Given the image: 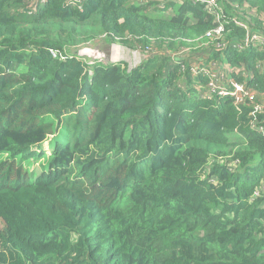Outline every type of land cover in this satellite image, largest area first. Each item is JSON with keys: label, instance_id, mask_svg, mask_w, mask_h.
<instances>
[{"label": "trees", "instance_id": "trees-1", "mask_svg": "<svg viewBox=\"0 0 264 264\" xmlns=\"http://www.w3.org/2000/svg\"><path fill=\"white\" fill-rule=\"evenodd\" d=\"M28 5L0 0V264H264V132L202 95L205 69L264 96L233 44L264 0H217L220 32L194 0ZM98 37L144 58L77 55Z\"/></svg>", "mask_w": 264, "mask_h": 264}, {"label": "built area", "instance_id": "built-area-1", "mask_svg": "<svg viewBox=\"0 0 264 264\" xmlns=\"http://www.w3.org/2000/svg\"><path fill=\"white\" fill-rule=\"evenodd\" d=\"M45 2L46 0H31V10L35 9L39 4H43ZM194 2L204 4V8H206L207 13L214 17V21L216 23L214 31L220 32L224 29V21L220 17V12L217 6V0H194ZM233 44L239 50L243 49V47L245 48L250 45H253L255 47L259 46L262 50H264V32H252L251 36L245 38L242 43ZM219 45L220 44H217L216 46ZM51 55L53 58H63L62 55L56 53L55 51H51ZM143 58L144 57L140 54L138 62L134 63L133 66L139 63ZM191 71L196 72V67H191ZM202 72L206 74L207 77L211 78L209 82L210 88L208 90H205L203 94L205 98L211 99L214 94H217L219 96H231L235 108L239 111L241 110V107L246 104V102L249 104L248 99L251 100V104H249L252 106V112L250 113V125L253 129L257 130L258 132H264V128L262 127V124H260L261 121L257 120L258 114L264 112V109H262L264 105L255 103L257 94H255L252 89H250L243 83H238L234 81L232 78L227 77L221 72L215 73L205 69H203ZM255 105H259L258 108L260 109V111L253 113V107ZM257 194L258 193L256 192L255 195Z\"/></svg>", "mask_w": 264, "mask_h": 264}, {"label": "rangeland", "instance_id": "rangeland-1", "mask_svg": "<svg viewBox=\"0 0 264 264\" xmlns=\"http://www.w3.org/2000/svg\"><path fill=\"white\" fill-rule=\"evenodd\" d=\"M212 36H214V34H212ZM214 39L216 41L218 39V36H216ZM77 50V52H79L80 55L84 57V59L87 60L89 63L94 59H100L104 62L113 59H122L120 61H126L130 68H132L134 63L138 62L140 56L139 52L131 51L123 47L120 41H109V39H107L106 37H98L94 40L89 41L86 44H82ZM256 96H258L257 99L264 103V96L262 94H257ZM248 102L249 104H251V100L248 99ZM255 103H257V101H255ZM258 106L259 105H255L253 107V113L260 111ZM257 120L261 121L260 124H262V127L264 128V112L258 114ZM43 147L45 150H48L47 141L43 143Z\"/></svg>", "mask_w": 264, "mask_h": 264}, {"label": "clouds", "instance_id": "clouds-1", "mask_svg": "<svg viewBox=\"0 0 264 264\" xmlns=\"http://www.w3.org/2000/svg\"><path fill=\"white\" fill-rule=\"evenodd\" d=\"M45 3H46V2H45ZM45 3H43V4H39L35 9H33V10H31V11H30L29 8H28V10H27L26 13H27L28 15L31 14V13L34 12L39 6H42V5H44ZM77 55L80 56V57H82V56L79 54V52H77ZM110 57H111V56H110ZM82 58L84 59V57H82ZM111 59H112V58H111ZM98 60H100V59H98ZM120 60H122V59H115V60L113 59V60H110V61H120ZM86 61H87V60H86ZM92 61H93V60H92ZM92 61H91V62H92ZM102 61H103V60H102ZM103 62H104V61H103ZM132 67H133V66H132Z\"/></svg>", "mask_w": 264, "mask_h": 264}, {"label": "crops", "instance_id": "crops-1", "mask_svg": "<svg viewBox=\"0 0 264 264\" xmlns=\"http://www.w3.org/2000/svg\"><path fill=\"white\" fill-rule=\"evenodd\" d=\"M262 190H264V186H262Z\"/></svg>", "mask_w": 264, "mask_h": 264}]
</instances>
